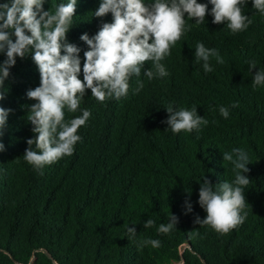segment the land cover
Returning a JSON list of instances; mask_svg holds the SVG:
<instances>
[{"label": "trees", "instance_id": "obj_1", "mask_svg": "<svg viewBox=\"0 0 264 264\" xmlns=\"http://www.w3.org/2000/svg\"><path fill=\"white\" fill-rule=\"evenodd\" d=\"M67 2L45 0L44 10ZM100 2L77 0L67 34L81 49V68L87 45L80 36L91 37L101 23L112 21L110 13L94 17ZM242 13L252 24L235 34L226 22L213 24L211 15L200 25L185 17L190 30L160 62L169 74L149 80L143 71L152 61H146L138 94H133L136 76L120 100L101 103L87 90L75 113L65 109V120L84 109L91 112L78 129L81 140L73 154L41 170L23 159L27 139L34 138L26 117L35 101L26 92L39 86L40 76L30 56L17 58L0 89L5 96L0 107L12 110L0 137L5 146L0 152V264H264V86L252 87L254 73L264 70V15L253 9L252 0ZM197 42L217 49L224 63L210 58L213 71L205 73L203 62L194 63ZM4 59L0 54V62ZM251 60L257 62L253 73L245 63ZM169 103L177 109L195 105L208 124L199 132L165 131ZM220 106L229 108V118L220 115ZM233 148L249 156L247 218L222 235L194 219L206 216L198 204L204 176L213 186L234 180L232 164L222 158ZM186 199L193 206L188 214ZM171 213L179 219L177 229L158 235L156 228L167 224ZM149 218L156 227L145 229ZM127 226L136 229L131 239ZM145 238L159 239L161 246L141 249Z\"/></svg>", "mask_w": 264, "mask_h": 264}, {"label": "clouds", "instance_id": "obj_2", "mask_svg": "<svg viewBox=\"0 0 264 264\" xmlns=\"http://www.w3.org/2000/svg\"><path fill=\"white\" fill-rule=\"evenodd\" d=\"M247 0H208L198 3L197 0H154L146 4L144 0H101L93 12L95 18H103L109 13L110 23L99 26L95 35L84 33L80 40L87 45L84 51L81 68V49L70 43L67 34L73 27L77 0H68L53 8L44 10L45 0H6L0 3V54L6 59L0 62V89L10 77V69L17 62L30 56L37 66L40 83L34 89H28L27 99L35 101L28 110L27 122L32 126L34 138L27 139L23 159L36 170L56 163L65 156H71L74 146L81 140L78 129L86 124L91 116L88 109L82 115L65 120V109L75 113L87 90L98 102L108 98L120 100L129 92V81L136 76V87L133 94H138L144 87L139 79L146 61H152V68L143 71L149 80L165 77L169 73L160 63L171 54V47L184 35L189 26L186 20L195 21L196 25L205 23L206 15L213 17V24H225L233 34L245 31L251 24L249 16L242 13ZM209 4L212 6L209 12ZM253 9L264 15V0H252ZM210 58L218 64L224 59L215 48H207L197 42L194 63L200 64L205 73L213 71ZM249 72L257 69L255 60L246 61ZM83 79H80V75ZM253 75V74H252ZM264 86V70L254 73L252 87ZM5 98L0 91V101ZM232 108L238 107L233 103ZM167 130L172 133L199 132L208 121L198 115L197 107L191 109L175 108L172 103L166 105ZM12 110L0 107V137L7 127L8 116ZM225 119L229 118V108L219 107ZM35 146V149L33 148ZM5 146L0 142V152ZM223 161L230 162L235 174L233 181H223L213 186L204 176L199 183L198 204L206 213L201 219L197 215L194 224L210 227L219 234H227L242 225L247 218L244 209L248 206L245 189L251 183L247 173L249 156L243 148H233L222 153ZM42 174V173H41ZM190 199L191 189H187ZM189 199L185 200L186 213L193 210ZM243 213V214H242ZM179 223L176 215L168 216V223H161L157 234H169ZM156 227L155 221L149 218L143 228ZM129 238L136 235L134 227H126ZM188 234L195 235L193 231ZM159 248V239L145 238L139 241V247Z\"/></svg>", "mask_w": 264, "mask_h": 264}]
</instances>
